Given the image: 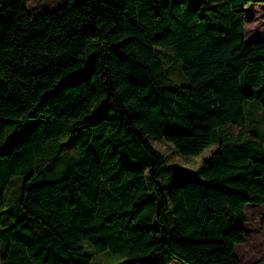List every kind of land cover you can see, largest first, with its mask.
Segmentation results:
<instances>
[{"label": "trees", "instance_id": "16d2710c", "mask_svg": "<svg viewBox=\"0 0 264 264\" xmlns=\"http://www.w3.org/2000/svg\"><path fill=\"white\" fill-rule=\"evenodd\" d=\"M249 3L264 0H65L40 14L0 0L1 264H94L108 252L122 256L114 264H242L264 157L225 128L247 123L248 101L264 111ZM167 48L186 83L169 75ZM154 142L186 158L217 148L194 173ZM15 176L24 183L6 208Z\"/></svg>", "mask_w": 264, "mask_h": 264}, {"label": "rangeland", "instance_id": "374dc122", "mask_svg": "<svg viewBox=\"0 0 264 264\" xmlns=\"http://www.w3.org/2000/svg\"><path fill=\"white\" fill-rule=\"evenodd\" d=\"M65 0H24L25 7L34 14H40L45 11L54 10L62 5ZM246 39L252 41H264V3H249L246 6ZM162 55L165 66L169 75L179 84L187 82V78L181 69V61L177 58L173 48H167ZM248 121L242 125L227 126V134L233 136L234 139L242 142L248 139L252 140L254 148L253 156L257 158L264 157V111L257 102L248 101ZM255 132V136L253 134ZM167 158L169 163H175L186 170L194 173L199 172V166L206 160L217 148L215 144L210 145L204 152L197 157H183L174 147L167 142L153 143ZM76 145L73 144L68 149L66 158L58 159L56 170L63 173L67 165V161L76 154ZM161 171L160 178L165 186L170 182V175ZM24 177L15 176L9 183L6 190L7 205L10 207L11 202L20 195ZM167 183V184H166ZM166 189V187H164ZM247 225L246 229L249 233V239L243 243L236 245V254L242 264H264V204L247 203L245 207ZM4 219V213L0 211V221ZM90 251H93L90 247ZM122 259V256H115L111 253L98 254L95 253L94 264H114ZM0 264H1V241H0ZM170 264H186L175 257L172 258Z\"/></svg>", "mask_w": 264, "mask_h": 264}]
</instances>
